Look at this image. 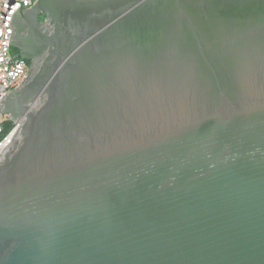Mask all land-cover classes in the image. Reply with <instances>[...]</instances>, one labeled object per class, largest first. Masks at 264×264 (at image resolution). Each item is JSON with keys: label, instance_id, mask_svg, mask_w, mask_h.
<instances>
[{"label": "water", "instance_id": "1", "mask_svg": "<svg viewBox=\"0 0 264 264\" xmlns=\"http://www.w3.org/2000/svg\"><path fill=\"white\" fill-rule=\"evenodd\" d=\"M32 7L0 264H264V0Z\"/></svg>", "mask_w": 264, "mask_h": 264}, {"label": "built area", "instance_id": "2", "mask_svg": "<svg viewBox=\"0 0 264 264\" xmlns=\"http://www.w3.org/2000/svg\"><path fill=\"white\" fill-rule=\"evenodd\" d=\"M37 1L0 0V99L4 94L17 88L27 77L24 62L13 61L10 58L7 47L8 39L12 33V28L9 26L10 20L19 8H30ZM4 123H0V154L10 144L13 135L19 129L21 120L17 121L6 134H3Z\"/></svg>", "mask_w": 264, "mask_h": 264}, {"label": "flooded vegetation", "instance_id": "3", "mask_svg": "<svg viewBox=\"0 0 264 264\" xmlns=\"http://www.w3.org/2000/svg\"><path fill=\"white\" fill-rule=\"evenodd\" d=\"M38 9L30 7L20 10L15 19L13 44L17 47L18 53L16 57L21 59L27 69V79L29 77L31 69L38 67L42 61L41 57H31L28 54V50L31 46L35 45L36 41L43 39V36L51 31V27L48 25L47 16L43 11L37 12ZM27 79L24 83L27 82ZM23 83V84H24ZM5 107H18L14 97H7L5 99Z\"/></svg>", "mask_w": 264, "mask_h": 264}, {"label": "trees", "instance_id": "4", "mask_svg": "<svg viewBox=\"0 0 264 264\" xmlns=\"http://www.w3.org/2000/svg\"><path fill=\"white\" fill-rule=\"evenodd\" d=\"M11 51L13 54L18 53V50L14 47L12 48ZM12 126H13V124L9 120L7 122H5L4 126H3V134H6L11 129Z\"/></svg>", "mask_w": 264, "mask_h": 264}, {"label": "rangeland", "instance_id": "5", "mask_svg": "<svg viewBox=\"0 0 264 264\" xmlns=\"http://www.w3.org/2000/svg\"><path fill=\"white\" fill-rule=\"evenodd\" d=\"M8 120L9 118L7 115H3V114L0 115V123L7 122Z\"/></svg>", "mask_w": 264, "mask_h": 264}]
</instances>
